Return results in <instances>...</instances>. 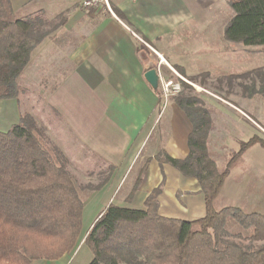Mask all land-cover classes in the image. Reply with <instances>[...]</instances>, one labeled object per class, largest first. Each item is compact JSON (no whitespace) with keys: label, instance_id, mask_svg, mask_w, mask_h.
<instances>
[{"label":"trees","instance_id":"1","mask_svg":"<svg viewBox=\"0 0 264 264\" xmlns=\"http://www.w3.org/2000/svg\"><path fill=\"white\" fill-rule=\"evenodd\" d=\"M38 1L27 0V4ZM228 5L232 15L223 30L225 41L264 47V0H228ZM59 26L43 11L18 15L11 0H0V100L19 98L17 80L33 50ZM254 74L261 82V89L254 93H263L264 70L257 69ZM210 77L203 73L189 81L198 83ZM176 81L182 90L169 101L192 123L189 154L179 159L163 153L157 159L199 182L206 216L193 221L161 216L159 188L150 193L143 209L111 203L85 236L93 255L89 264H264V213L236 206L215 207L233 159L225 168L219 166L220 156L210 149L211 109L188 82ZM156 92L162 99L161 90ZM46 139L34 118L23 112L17 124L0 131V264L55 261L76 250L85 199L82 194L99 190L115 170L107 166V170L98 171L102 182L83 188L68 170V158ZM256 144L264 148V139L255 136L241 143L242 150Z\"/></svg>","mask_w":264,"mask_h":264},{"label":"crops","instance_id":"2","mask_svg":"<svg viewBox=\"0 0 264 264\" xmlns=\"http://www.w3.org/2000/svg\"><path fill=\"white\" fill-rule=\"evenodd\" d=\"M109 1L120 21L102 9H85L83 0H39L27 13L15 10L18 15L43 11L49 20L60 24L32 53L31 63L50 65L49 69L43 68V73H48L46 76L42 73L39 84L42 89H49L46 103L83 147L104 160L106 166L114 167L107 183L116 184L114 193L116 196L122 193L123 207L132 208L125 205L126 201L138 200L144 208L147 197L159 188L161 216L187 221L201 219L207 210L199 182L157 159L163 153L179 159L188 156L192 123L173 102L169 103L167 113L160 110L162 99L145 74L157 69L162 80L167 70L173 68L190 78L202 73L215 75L219 66L210 62L201 64L200 55L206 54L181 51L183 33L195 18L193 12L188 14L185 1ZM215 99L222 103L221 108L227 109L212 110L210 149L216 157L226 152L231 155L233 144L260 137L264 132L248 114L229 109L234 108L232 102ZM0 103L9 105L14 114L6 120L11 128L22 113L20 99H2ZM248 150H253V169L262 180L264 148L256 144ZM146 160H150L148 164ZM143 168L145 171L141 173ZM229 179L228 176L219 196L224 194ZM259 186L257 196L252 197H243L252 194L249 186H235L230 195L237 196L234 201H240L242 206L236 203L232 206L264 213V184ZM74 255L75 250L59 260L35 264H72Z\"/></svg>","mask_w":264,"mask_h":264},{"label":"rangeland","instance_id":"3","mask_svg":"<svg viewBox=\"0 0 264 264\" xmlns=\"http://www.w3.org/2000/svg\"><path fill=\"white\" fill-rule=\"evenodd\" d=\"M183 1L186 3L188 14L190 15L193 12L195 18L187 25L186 31L183 33L184 40L182 42L184 43V48L181 51L184 50L187 54H206L200 55V63L206 64V62H210L214 66H219V69L217 67L215 75L210 74V78L205 79V81L200 79L198 83H192L189 81V77H183L173 68L171 71L174 74L170 70H167L166 78L164 79L178 83L176 79L181 76L188 81L194 88V93L200 97L205 105H208L211 111H227V109L221 108L220 104L222 103L216 100L215 97L222 101L232 102L234 108L231 107L229 109L235 110L236 113L242 111L248 114L264 129V92L259 94L254 93V91L261 89L260 79L254 74V71L257 69L264 70V47H246L243 45H233L225 41L223 30L232 15L228 0ZM12 2V6L14 5L13 9L15 8L14 11L17 10L20 13H27L34 9L33 5H25L27 0H12ZM27 6H30V8L27 9ZM111 8L116 15V11L112 5ZM102 10L105 11L104 9ZM107 13L110 14V12ZM144 42L146 41L144 40ZM32 56L28 66L17 80L22 112L30 114L34 118L37 127L44 133L50 146L52 148L58 147L59 151L68 158L70 162L68 170L79 185L83 186V188H88L90 185L100 184L103 178L99 175L98 171L107 170V163L104 160H99L96 154L91 153L83 147L76 140L72 130L66 128L63 122L52 112L50 105L45 100L49 89H42L40 86L42 84L40 80L43 68L49 69L50 65L46 62L37 66L35 65L36 62L31 63ZM47 73H43V76H46ZM231 76L232 78L228 79ZM159 85V89L163 94L162 86L161 84ZM245 86L249 87V89L246 90ZM216 101H218V104ZM169 103L170 101L166 102L163 94L160 110L167 113L169 111ZM9 108V105L0 103V131H7L10 126L6 124L7 116L13 113ZM12 115L14 116V114ZM165 119H168V116ZM251 126L254 127V124H251ZM260 137L264 139V132H261ZM231 148L233 149L231 155L227 152H222L223 154L220 155L218 160L219 166L225 168L228 162L233 159V166L231 168V175H229L228 186L224 194L219 196L215 202L217 209L232 206L235 203L238 206H242L240 205V201L237 203V196L233 198L230 195L231 191L233 192L236 188L235 186L238 187L240 184L249 186L252 194H244L243 197H252L253 195L257 196L258 190L256 188H260L259 185L261 183L264 184V178L260 180L253 169V150H242L241 143L233 144ZM261 153L264 154V151ZM236 154L238 155L237 157L234 156ZM91 173L94 174L93 177ZM106 185L108 183L92 194L89 191L82 194V197L85 199H83L84 208L79 236L77 238L79 244L75 250L72 264H89L92 260V252L84 239L105 208L111 203L124 206L121 205L123 204L121 201L122 193L119 192V197L114 193L116 184L112 182V184ZM235 198L236 200L234 201ZM127 204L132 208H139L140 206L143 208V203L140 204L138 200L126 201L125 205ZM35 262L32 264H35Z\"/></svg>","mask_w":264,"mask_h":264},{"label":"built area","instance_id":"4","mask_svg":"<svg viewBox=\"0 0 264 264\" xmlns=\"http://www.w3.org/2000/svg\"><path fill=\"white\" fill-rule=\"evenodd\" d=\"M82 5L87 10L104 9L105 11L110 12V14L114 18H116L117 20L120 21L118 16L115 15V13L113 12L109 0H83ZM134 36L136 38H138L140 40V42L147 45V43L144 42V40L141 39L139 36H137L135 34H134ZM179 78H181V80H184L185 82H188L186 79H184L181 76H179ZM160 84L162 86V90H163V94H164L166 102L170 99L171 96L178 94L182 90L180 83H174V81H172V80H166V79L161 80L160 79Z\"/></svg>","mask_w":264,"mask_h":264},{"label":"water","instance_id":"5","mask_svg":"<svg viewBox=\"0 0 264 264\" xmlns=\"http://www.w3.org/2000/svg\"><path fill=\"white\" fill-rule=\"evenodd\" d=\"M145 78L148 81V83L150 84V86L157 91L159 88V84H160V75L158 73L157 69H151L149 71L146 72L145 74Z\"/></svg>","mask_w":264,"mask_h":264}]
</instances>
